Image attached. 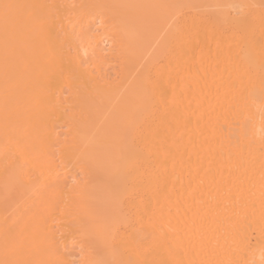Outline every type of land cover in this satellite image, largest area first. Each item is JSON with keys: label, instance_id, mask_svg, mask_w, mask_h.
Listing matches in <instances>:
<instances>
[{"label": "bare ground", "instance_id": "obj_1", "mask_svg": "<svg viewBox=\"0 0 264 264\" xmlns=\"http://www.w3.org/2000/svg\"><path fill=\"white\" fill-rule=\"evenodd\" d=\"M0 264H264V0H0Z\"/></svg>", "mask_w": 264, "mask_h": 264}]
</instances>
